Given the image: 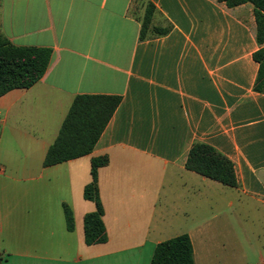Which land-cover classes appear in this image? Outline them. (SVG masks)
<instances>
[{"label": "crops", "instance_id": "1", "mask_svg": "<svg viewBox=\"0 0 264 264\" xmlns=\"http://www.w3.org/2000/svg\"><path fill=\"white\" fill-rule=\"evenodd\" d=\"M165 36L140 39L148 4ZM0 33L52 50L44 77L0 98V264H151L188 235L195 264H264V94L254 6L218 0H0ZM122 101L91 155L45 167L77 96ZM237 187L186 168L194 143ZM108 241L88 246L93 158ZM73 213L68 228L65 208ZM248 219L249 221H245Z\"/></svg>", "mask_w": 264, "mask_h": 264}, {"label": "trees", "instance_id": "2", "mask_svg": "<svg viewBox=\"0 0 264 264\" xmlns=\"http://www.w3.org/2000/svg\"><path fill=\"white\" fill-rule=\"evenodd\" d=\"M229 8L246 3L254 6L257 23L256 39L259 50L254 60L259 71L254 90L264 94V0H218ZM156 8L148 4L142 18L140 39L168 35L172 26L155 27L153 20ZM52 59L48 48L17 47L0 33V98L12 90L30 89L46 74ZM122 98L117 96L81 95L77 96L65 118L59 135L49 148L44 166L50 167L70 160L91 155L104 133ZM109 164L108 157L93 158L91 161L92 181L85 187L84 198L96 205L94 212L84 218L85 241L88 246L104 244L108 241L104 224V208L98 187L99 169ZM186 168L204 177L229 187H237L238 179L235 165L215 148L200 142L191 147ZM68 228H74L73 213L65 208ZM151 264H195L194 247L188 235L158 244Z\"/></svg>", "mask_w": 264, "mask_h": 264}, {"label": "rangeland", "instance_id": "3", "mask_svg": "<svg viewBox=\"0 0 264 264\" xmlns=\"http://www.w3.org/2000/svg\"><path fill=\"white\" fill-rule=\"evenodd\" d=\"M245 221H249L248 219H246Z\"/></svg>", "mask_w": 264, "mask_h": 264}]
</instances>
